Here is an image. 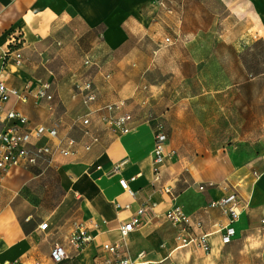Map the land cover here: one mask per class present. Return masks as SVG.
Masks as SVG:
<instances>
[{"label":"crops","instance_id":"1","mask_svg":"<svg viewBox=\"0 0 264 264\" xmlns=\"http://www.w3.org/2000/svg\"><path fill=\"white\" fill-rule=\"evenodd\" d=\"M173 1L179 0H165L168 5ZM239 1H254L257 11L263 12L264 0ZM151 2L157 0H0L3 79L9 87L19 91L27 83L34 87L40 79L50 81L55 94V110L61 104L60 97L65 96L63 86L68 74H65L69 63L65 44L69 32L63 29L64 24L77 19L83 29L78 37L91 33L97 50L85 57H93L104 79V73L110 72L106 66L111 64L109 61L116 62L117 55L135 41L134 25L143 20L150 22L152 17L145 8ZM14 30L21 31L25 38L22 66L5 64L3 59L8 36ZM74 37L78 38L76 34ZM100 51L107 54V58H99ZM56 62L60 64L58 72L54 66ZM59 71L64 73L62 77ZM138 87L130 97L124 98L126 107ZM73 88L70 99L78 106L75 113L63 105L60 116L53 118L47 103L36 102L32 96L23 102L13 95L5 108L24 114L31 123L52 125L60 120L61 135L79 138L74 116L82 107L80 100L72 97ZM97 90L101 104L123 98L104 101L98 87ZM149 101L147 97L145 109L151 105ZM141 114V118L133 114V129L121 135L113 134L102 122L96 123L94 131L99 134V142L90 150L79 146L77 154L68 157L56 154L50 165L38 162L9 171L0 184V264H115L123 258L153 261L167 258L170 264H264V148L260 152L243 148L237 152L198 155L189 167L174 169L169 164L179 162L180 158L178 149L168 140L167 149H174L175 154L161 166L160 181L161 187H172V193H168L156 189L151 182L154 129L153 119L149 117L153 114L148 111ZM3 126L0 119V130ZM49 171L55 172L60 179V197L39 199L33 195L31 183ZM120 178L128 180L131 192L121 187ZM200 183H214V186L200 190ZM223 184L228 190L222 188ZM231 191H237L246 206L234 224L235 234L225 243L217 229L227 222V217L209 203ZM50 193L52 196L47 190V194ZM173 202L203 221L201 232L210 233L209 253L194 245L178 246L176 229L164 215ZM116 203H129L130 208H117ZM142 205L148 207L143 225L123 238L121 224ZM76 219L84 222L93 236L81 250L66 243L70 225ZM43 223H47V227L41 229ZM56 242L66 244L69 252V257L59 263L51 259ZM105 243L119 244L117 253L105 250Z\"/></svg>","mask_w":264,"mask_h":264},{"label":"rangeland","instance_id":"2","mask_svg":"<svg viewBox=\"0 0 264 264\" xmlns=\"http://www.w3.org/2000/svg\"><path fill=\"white\" fill-rule=\"evenodd\" d=\"M169 6L171 11L156 2L146 6L152 18L134 25L135 41L117 55L116 62L106 65L109 80L102 78L99 65L84 64L85 54L97 50L91 33L78 37L83 29L77 19L64 24L70 33L65 44L68 74L65 96L51 111L53 118L60 116L63 105L77 111L71 89L76 78L86 76L94 80L104 101L130 97L139 85L126 109L137 118L143 111L151 112L153 129L163 125L170 144L178 149L180 161L169 164L174 169L189 167L198 155L243 148L260 152L264 148V9L260 13L254 1L239 0H179ZM106 56L100 51L99 58ZM54 66L58 72L60 64ZM147 97L151 105L145 109ZM59 181L49 171L32 181L37 192L32 193L39 199H58Z\"/></svg>","mask_w":264,"mask_h":264},{"label":"built area","instance_id":"3","mask_svg":"<svg viewBox=\"0 0 264 264\" xmlns=\"http://www.w3.org/2000/svg\"><path fill=\"white\" fill-rule=\"evenodd\" d=\"M156 3L171 11L165 0H157ZM169 39V37H166L167 41ZM24 43L25 38L21 31L14 30L9 34L6 49L3 51L5 64L12 63L16 66H22L25 59L23 53ZM84 64L86 66L95 64L93 57L86 56ZM103 77L108 80L111 73L106 72ZM13 95L23 102L28 101L29 97L32 96L36 102L47 103V108L50 111H53L55 106V94L50 81L40 79L39 84L34 87L32 84L27 83L26 87L19 91L7 85L0 71V119L4 122V126L0 130V184L14 167L34 165L38 162L50 165L56 154L64 157L77 154L79 146H82L85 150H90L94 144L99 142V134L94 131V125L98 122L104 123L109 131L116 135L128 133L133 129L134 116L131 111L126 109V99L121 98L104 104L99 103L97 87L90 78L79 77L74 81L72 97L80 100L82 107V110L74 116L76 127L80 131L79 138L70 134L61 135L60 120L54 121L52 125L31 123L24 114L14 109H6L5 104ZM43 140H48V142H42ZM168 140V133L162 124H158L154 129L152 152L154 171L151 182L156 189L172 193L171 186H160L161 166L168 157L175 154L174 149H167ZM119 183L124 190L131 192L126 178H120ZM207 186H214V183H200L199 189L204 190ZM222 188L228 190L226 184H223ZM173 198L176 199V195ZM209 206L219 208L226 215L227 222L221 224L217 231L221 233L223 242H230L235 234L234 224L239 220L246 204L237 191H231L227 195L211 200ZM116 207L130 208V204L116 203ZM147 209V205L139 206L135 213L121 224L120 233L123 238L143 225ZM164 215L176 229L175 239L178 246L194 245L206 253L211 251V244L208 239L210 233L201 232L203 221L200 218L193 217L185 211L182 205L176 202H173L166 209ZM46 227L47 223L40 225L41 229ZM92 240L93 236L87 225L78 219L73 220L66 243L76 250H81ZM119 246L117 243H105L103 248L116 254ZM68 257V246L59 242L54 243L51 250V259L55 263H59ZM4 264L17 263L6 262ZM115 264H170V262L167 258L159 261L123 258Z\"/></svg>","mask_w":264,"mask_h":264}]
</instances>
